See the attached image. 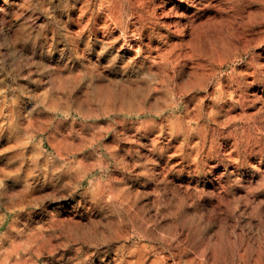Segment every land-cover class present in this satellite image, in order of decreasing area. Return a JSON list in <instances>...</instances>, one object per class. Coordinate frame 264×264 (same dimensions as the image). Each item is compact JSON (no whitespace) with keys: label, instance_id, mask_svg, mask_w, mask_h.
<instances>
[{"label":"rangeland","instance_id":"rangeland-1","mask_svg":"<svg viewBox=\"0 0 264 264\" xmlns=\"http://www.w3.org/2000/svg\"><path fill=\"white\" fill-rule=\"evenodd\" d=\"M0 264H264V0H0Z\"/></svg>","mask_w":264,"mask_h":264},{"label":"bare ground","instance_id":"bare-ground-1","mask_svg":"<svg viewBox=\"0 0 264 264\" xmlns=\"http://www.w3.org/2000/svg\"><path fill=\"white\" fill-rule=\"evenodd\" d=\"M156 2V1H155ZM186 8V7H185ZM167 11V10H166ZM146 20V19H145ZM148 20V19H147ZM91 257V256H90Z\"/></svg>","mask_w":264,"mask_h":264}]
</instances>
